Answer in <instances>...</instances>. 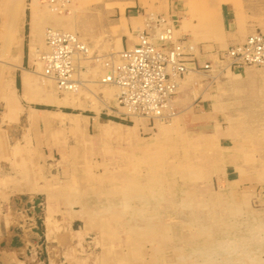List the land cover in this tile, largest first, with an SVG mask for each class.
Segmentation results:
<instances>
[{"label":"rangeland","instance_id":"obj_1","mask_svg":"<svg viewBox=\"0 0 264 264\" xmlns=\"http://www.w3.org/2000/svg\"><path fill=\"white\" fill-rule=\"evenodd\" d=\"M168 2L176 36L189 32L195 46L223 40L222 9L242 35L264 33V0H0V251L16 249L14 264H46L47 251L57 264H264V222L248 214L250 199L264 214V135L247 142V111L222 98L223 86L209 131L178 109L169 121L124 117L97 67L75 105L41 103L64 96L41 75L48 28L116 54L146 15L170 17Z\"/></svg>","mask_w":264,"mask_h":264},{"label":"built area","instance_id":"obj_2","mask_svg":"<svg viewBox=\"0 0 264 264\" xmlns=\"http://www.w3.org/2000/svg\"><path fill=\"white\" fill-rule=\"evenodd\" d=\"M146 17L145 26L136 33L131 47L116 54L96 53L77 34L48 28L47 49L38 57L43 76L53 79L60 90H77L92 82L84 79L85 74L89 76L97 67L102 70L99 84L115 88V107L121 115L171 120L177 113L175 99L181 80L193 71L210 70L211 65H194L196 46L189 38L176 36L175 20L171 17L153 13ZM219 56L232 70L264 67V34L251 33Z\"/></svg>","mask_w":264,"mask_h":264},{"label":"crops","instance_id":"obj_3","mask_svg":"<svg viewBox=\"0 0 264 264\" xmlns=\"http://www.w3.org/2000/svg\"><path fill=\"white\" fill-rule=\"evenodd\" d=\"M169 6L165 8L166 15H169L175 22L178 17V10L175 8L174 3L168 2ZM165 13V12H164ZM175 13V15H174ZM137 22L141 24L144 20L141 14H137ZM142 17V19H140ZM219 24L222 29V32L225 34L224 38L220 42H211L207 43H198L195 47V51L193 53L194 65L201 68L205 64L209 63L211 65L210 70H196L188 75L184 76L181 80L177 95L175 99L176 108L180 113L185 117L187 124H195L199 125L200 128L205 130H212L216 127L217 122L212 119L211 113L214 111V107L216 106V102L212 103V100L218 96L222 89L225 88L226 94L222 97L225 101H232V97L235 95L238 99L236 107L238 110L245 109L247 111L246 116V130H247V142H256L260 141V136L264 135V67L252 68L249 66L242 67L241 70H232L228 68V65L225 61H222L219 56V51L222 50L224 46L227 48L230 46L237 45L242 43L247 36L242 35L240 30L233 29V25L231 23V13L229 11H225L222 9L219 17ZM180 27V25H179ZM262 33V32H261ZM264 34V33H263ZM250 35V34H249ZM182 36H185L193 41V38L189 32H184ZM135 38L131 41L134 43ZM129 39L125 38L122 41V49L129 46ZM208 48H207V47ZM191 66V65H189ZM229 71V72H228ZM231 72V76H228V73ZM191 75V76H190ZM230 98V99H229ZM241 100V101H240ZM183 102V103H182ZM229 102V101H228ZM233 103V102H232ZM231 104V103H230ZM229 106V105H228ZM228 106H222L224 113L227 114L226 109ZM234 106V103H233ZM211 110V111H210ZM196 112V114L194 113ZM211 112V113H210ZM184 114H187L186 116ZM211 117V118H210ZM241 120H238V123H241ZM241 127H244L240 125ZM252 137V138H251ZM257 137V139H256ZM223 139H227L226 136L221 137V141ZM264 141V139H263ZM255 166L248 167V174L255 173ZM244 186L243 184H241ZM218 189V188H217ZM251 198V194H247ZM264 202V195L261 198ZM252 202V210L251 204L248 203V214L249 216L254 215L255 218L260 221V219L264 222V214L262 216H258V212L261 211L259 209H255L254 200L250 199ZM264 211V210H262ZM45 214V213H44ZM258 217V218H257ZM262 217V218H260ZM43 217V224H44ZM260 218V219H259ZM1 225L2 228L0 230H4V234H1L3 231H0V238L5 239L4 236L7 235L6 227L8 221L5 220L4 217H1ZM15 218L11 217L10 221H13ZM254 222V221H253ZM252 227V226H251ZM44 237H47V232L44 230ZM18 235H13V237ZM251 238L255 237L254 234L249 235ZM248 236V237H249ZM221 238V235H218ZM32 236L29 235L25 237L26 240L31 239ZM52 238V237H51ZM54 238V237H53ZM11 239V238H10ZM10 239L6 240L10 242ZM20 240L25 243L24 238L20 236ZM5 241V242H7ZM4 244V242L2 243ZM53 249V247H51ZM218 252V251H217ZM48 262L46 264H57L56 254L53 252L47 251ZM18 254V251L14 249L0 251V264H14L13 258H15ZM253 255V252H252ZM20 258V257H19ZM33 259L32 256L29 257ZM260 258V261L263 259ZM30 264V263H29Z\"/></svg>","mask_w":264,"mask_h":264},{"label":"bare ground","instance_id":"obj_4","mask_svg":"<svg viewBox=\"0 0 264 264\" xmlns=\"http://www.w3.org/2000/svg\"><path fill=\"white\" fill-rule=\"evenodd\" d=\"M12 32H13V30H12ZM10 33V32H9ZM14 39H15V37H14ZM18 42V41H17ZM15 43V42H14ZM46 45V44H45ZM21 49H22V47H21ZM47 49V48H46ZM20 50V49H19ZM20 52H22V51H20ZM19 53V52H18ZM21 54V53H20ZM39 61V60H38ZM40 62V61H39ZM41 67H42V63H41ZM13 75V74H12ZM41 75L43 76V73H42V70H41ZM191 76V75H190ZM44 78H46L45 76H43ZM46 79H48V80H50V81H48L47 83H52V82H54V80L53 79H49V78H46ZM55 83V82H54ZM53 84V83H52ZM55 86V85H54ZM103 86H107V85H103ZM50 89H52V88H50ZM49 88H48V90H50ZM61 92H63V97L62 98H57V97H54L55 95H52L51 93H49V92H47V94H46V96L45 97H43V98H41L40 100H41V103L43 102V103H45V104H48V105H51V106H56V107H59V106H64V105H75L76 104V98H75V100L72 98V94L73 93H77L76 91H74V90H61ZM49 93V94H48ZM91 95H93V96H95V94H93V93H90ZM62 95V94H61ZM75 95V94H74ZM73 95V96H74ZM60 96V95H59ZM75 96H78V95H75ZM82 99V98H81ZM98 99V98H97ZM83 100V99H82ZM85 101L84 102H87L86 101V99H84ZM78 103V102H77ZM81 103V102H80ZM183 103V102H182ZM81 104H83L84 105V103H81ZM102 104H105V103H103L102 102ZM88 105V104H87ZM91 105V104H90ZM90 105H88L89 106V108H90ZM68 107V106H67ZM88 108V107H87ZM40 112H42L43 113V116L45 117L46 116V112H48L49 110H39ZM98 111V110H97ZM38 112V111H37ZM41 113V114H42ZM60 113L62 114V115H65V116H70L71 114H68V113H66V112H63V111H60ZM37 116V115H36ZM137 121V120H136ZM114 126V125H113ZM120 126V125H119ZM107 127V126H106ZM112 127V126H111ZM108 128V127H107ZM109 129V128H108ZM124 129V128H123ZM134 129V128H133ZM127 131H128V129H127ZM126 131V132H127ZM133 131V130H132ZM128 134V133H127ZM125 135V134H124ZM254 216V215H253Z\"/></svg>","mask_w":264,"mask_h":264},{"label":"water","instance_id":"obj_5","mask_svg":"<svg viewBox=\"0 0 264 264\" xmlns=\"http://www.w3.org/2000/svg\"><path fill=\"white\" fill-rule=\"evenodd\" d=\"M39 202H40V199H36L35 201H34V207H35V212L36 213H39L40 212V209L38 208V204H39ZM36 225H37V229H35L34 231L36 232V233H38L39 235H42L43 233H42V231H41V229H40V227H41V220L40 219H37L36 220ZM11 246L12 247H19V246H21V243H19L17 240H13L12 241V244H11Z\"/></svg>","mask_w":264,"mask_h":264}]
</instances>
